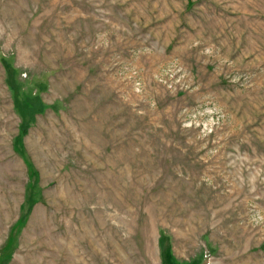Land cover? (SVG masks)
I'll list each match as a JSON object with an SVG mask.
<instances>
[{
    "label": "rangeland",
    "instance_id": "1",
    "mask_svg": "<svg viewBox=\"0 0 264 264\" xmlns=\"http://www.w3.org/2000/svg\"><path fill=\"white\" fill-rule=\"evenodd\" d=\"M0 264H264V0H0Z\"/></svg>",
    "mask_w": 264,
    "mask_h": 264
}]
</instances>
